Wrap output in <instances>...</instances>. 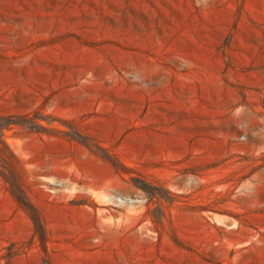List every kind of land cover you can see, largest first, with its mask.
<instances>
[{"label":"rangeland","instance_id":"1","mask_svg":"<svg viewBox=\"0 0 264 264\" xmlns=\"http://www.w3.org/2000/svg\"><path fill=\"white\" fill-rule=\"evenodd\" d=\"M8 115L0 264H264V0H0Z\"/></svg>","mask_w":264,"mask_h":264},{"label":"trees","instance_id":"2","mask_svg":"<svg viewBox=\"0 0 264 264\" xmlns=\"http://www.w3.org/2000/svg\"><path fill=\"white\" fill-rule=\"evenodd\" d=\"M0 119L2 121V131H4L6 128L11 127L13 124H17L16 118H14L13 115H8V116H0ZM2 144L4 145L5 150L8 152V156L2 159V165L5 170H1L2 176L5 178V180L8 182L11 192L15 196L16 200L19 202V204L25 208L35 226L39 230L41 237L43 239L44 235V230H43V223L42 220L37 212V210L34 208V206L30 203L28 200L26 193H25V188H24V183L20 179L18 171H16L15 164L14 162L17 160V157L15 154L9 149V146L7 143L2 140ZM8 170L9 172H6Z\"/></svg>","mask_w":264,"mask_h":264}]
</instances>
